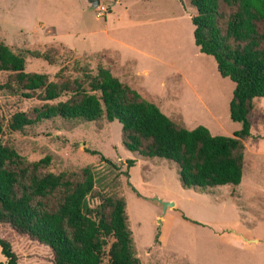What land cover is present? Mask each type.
I'll return each instance as SVG.
<instances>
[{
  "label": "rangeland",
  "instance_id": "rangeland-1",
  "mask_svg": "<svg viewBox=\"0 0 264 264\" xmlns=\"http://www.w3.org/2000/svg\"><path fill=\"white\" fill-rule=\"evenodd\" d=\"M98 1L93 8L88 0H0V43L23 54L25 73L52 82L107 68L178 128L200 126L221 137L240 128L228 117L233 84L193 44L187 0ZM100 6L105 11L98 17ZM9 78L0 73L1 144L29 163L47 159L41 174L80 181L81 170L93 168L98 183L87 203L93 208L102 193L123 199L140 264H264L263 99L251 101L247 116L241 183L200 192L180 187L174 163L128 153L115 121L55 118L9 132L14 113L31 118L43 104L35 95L24 99L4 90ZM126 161H133L129 169ZM60 194L58 189L40 203L52 211ZM0 238L10 243L18 264H51L40 243L5 226Z\"/></svg>",
  "mask_w": 264,
  "mask_h": 264
},
{
  "label": "trees",
  "instance_id": "trees-1",
  "mask_svg": "<svg viewBox=\"0 0 264 264\" xmlns=\"http://www.w3.org/2000/svg\"><path fill=\"white\" fill-rule=\"evenodd\" d=\"M187 7L193 12L194 46L211 57L217 74L234 86L228 117L240 128L231 137L211 136L200 126L176 127L155 105L100 66L94 74L81 70L73 79L53 82L43 74L25 73L23 54L0 43V73L10 76L2 88L24 99L35 95L43 103L32 109L31 118L14 113L7 130L22 132L55 118L115 121L122 147L136 158L174 163L182 189L203 192L237 186L243 141L250 137L251 101L264 100V0H187ZM42 165H47V159L26 162L0 142V226L45 246L51 264H140L123 199L102 193L96 206L87 203L98 183L95 170L85 167L81 180L71 181L62 174H41ZM132 165L133 161L125 162L127 169ZM58 189L61 194L54 209L46 210L40 200ZM0 256L4 259L0 264H18L10 243L2 238Z\"/></svg>",
  "mask_w": 264,
  "mask_h": 264
},
{
  "label": "water",
  "instance_id": "water-1",
  "mask_svg": "<svg viewBox=\"0 0 264 264\" xmlns=\"http://www.w3.org/2000/svg\"><path fill=\"white\" fill-rule=\"evenodd\" d=\"M89 4H91V6L93 8L97 7L99 5V1L98 0H88ZM163 208L165 207H171L172 204H166V203H162Z\"/></svg>",
  "mask_w": 264,
  "mask_h": 264
},
{
  "label": "crops",
  "instance_id": "crops-1",
  "mask_svg": "<svg viewBox=\"0 0 264 264\" xmlns=\"http://www.w3.org/2000/svg\"><path fill=\"white\" fill-rule=\"evenodd\" d=\"M96 17V16H95ZM96 18H98V17H96ZM103 49H106V50H108V51H111L112 53H115V54H120V53H118V51H114V50H112L110 47H106V48H103ZM102 50V49H101ZM123 55V54H122ZM107 69V68H106ZM127 86V85H126ZM128 87V86H127ZM132 90V89H131ZM134 91V90H133ZM136 92V91H135ZM137 93V92H136ZM138 94V93H137ZM162 113V112H161ZM242 180V179H241ZM240 180V181H241ZM241 183V182H240ZM217 191V190H216Z\"/></svg>",
  "mask_w": 264,
  "mask_h": 264
},
{
  "label": "built area",
  "instance_id": "built-area-1",
  "mask_svg": "<svg viewBox=\"0 0 264 264\" xmlns=\"http://www.w3.org/2000/svg\"><path fill=\"white\" fill-rule=\"evenodd\" d=\"M105 10H104V8L102 7V6H100V10H99V12H97V16L99 17V16H101V14L100 13H102V12H104Z\"/></svg>",
  "mask_w": 264,
  "mask_h": 264
}]
</instances>
